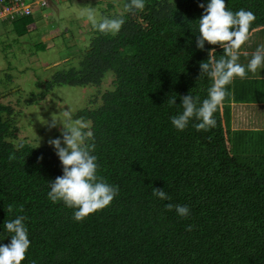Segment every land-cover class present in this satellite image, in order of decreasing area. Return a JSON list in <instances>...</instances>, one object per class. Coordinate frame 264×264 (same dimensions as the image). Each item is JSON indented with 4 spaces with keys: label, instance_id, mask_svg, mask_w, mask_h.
Wrapping results in <instances>:
<instances>
[{
    "label": "trees",
    "instance_id": "trees-1",
    "mask_svg": "<svg viewBox=\"0 0 264 264\" xmlns=\"http://www.w3.org/2000/svg\"><path fill=\"white\" fill-rule=\"evenodd\" d=\"M34 1L24 0L29 12L20 9L2 22L24 34L31 16L48 6ZM10 2L0 0V11ZM208 2L145 0L142 12L118 14L125 19L118 34L95 29L77 65L37 83L46 91L101 85L113 73L101 104L73 115L94 133L97 175L119 186L108 207L83 221L48 199L49 181L63 175L59 157L49 144L9 140L20 128L5 115L14 107L0 97V244L11 242L5 221L26 217L31 246L22 264H264V128L235 127L232 105L264 103V79L236 77L207 131L192 122L179 131L170 119L182 111L181 96L207 97L211 81L198 80L199 64L212 48L217 59L224 51L207 42L204 50L196 47L199 4ZM225 2L233 12L255 14L248 41L264 29V0ZM169 95L177 96L176 105L166 104ZM153 188L171 200L155 197ZM167 203L188 206L190 215L180 217Z\"/></svg>",
    "mask_w": 264,
    "mask_h": 264
},
{
    "label": "clouds",
    "instance_id": "clouds-1",
    "mask_svg": "<svg viewBox=\"0 0 264 264\" xmlns=\"http://www.w3.org/2000/svg\"><path fill=\"white\" fill-rule=\"evenodd\" d=\"M145 7V0H128L124 4V11L142 12ZM199 7L204 11L197 20L196 47L204 50L207 42L213 46L220 45L224 51L217 59L216 50L212 48L208 59L199 64L198 80L207 77L211 81L207 97L201 101L191 91L180 97L182 103L179 106L182 111L170 118L172 125L179 131L185 130L190 122L197 131L214 128L217 124L215 114L229 96L227 86L236 77L246 78L248 72L254 74L264 67V45L256 49L246 66L239 63V50L250 38V27L256 19L252 11L242 8L233 12L228 9L225 0H209L206 6L200 3ZM86 16L92 27L104 35L118 34L125 24L122 15L103 17L98 21L94 8L86 9ZM176 100V95H169L166 104L176 105ZM57 116L62 118L57 119ZM47 126L49 130L60 126V136L50 138L48 144L54 148L63 170V175L49 181L48 199L53 203L62 201L68 208L75 209L73 218L78 222L83 221L89 215L108 207L118 195L119 186L109 184L97 175L99 165L97 156L93 154L96 148L94 133L84 118L73 119L71 111L64 110L59 115L54 113ZM42 160L43 156L38 157V163ZM153 195L161 200H171L168 193L160 188H153ZM165 208L169 211L175 209L180 217L190 215L188 206L167 203ZM12 211L13 206L8 205L7 212ZM19 211L23 212V208ZM25 220L23 215H17L5 221L4 227L11 234V242L0 244V264H22L26 259L31 241ZM187 230L191 231V226Z\"/></svg>",
    "mask_w": 264,
    "mask_h": 264
},
{
    "label": "rangeland",
    "instance_id": "rangeland-1",
    "mask_svg": "<svg viewBox=\"0 0 264 264\" xmlns=\"http://www.w3.org/2000/svg\"><path fill=\"white\" fill-rule=\"evenodd\" d=\"M123 1L51 2L31 16L22 35L16 32L14 22L0 19V97L14 107L11 115H5L14 118L20 128L17 138H9L15 145L19 141L48 144L50 138L60 136V126L51 130L47 126L54 113L59 115L70 110L73 117L86 107H97L102 102L103 91L113 88L112 72L101 85H54L46 91V85L38 87L37 83L50 79L59 68L78 64L82 52L91 42V32L95 30L87 19L86 9L94 8L99 21L123 13ZM111 2L113 8L109 7ZM254 34L252 41L256 45L264 32L259 30ZM255 45L248 44L247 48ZM250 59L245 56L241 64L246 66ZM34 93L42 96H33ZM30 99L32 101L27 102ZM232 105L235 127L264 128V103ZM61 118L57 116V119Z\"/></svg>",
    "mask_w": 264,
    "mask_h": 264
},
{
    "label": "built area",
    "instance_id": "built-area-1",
    "mask_svg": "<svg viewBox=\"0 0 264 264\" xmlns=\"http://www.w3.org/2000/svg\"><path fill=\"white\" fill-rule=\"evenodd\" d=\"M60 0H35L34 4L46 5L51 2H58ZM20 9L25 10L26 12L30 11V3H24V0H11L9 4H6V7L0 11V18L6 19L15 11Z\"/></svg>",
    "mask_w": 264,
    "mask_h": 264
},
{
    "label": "crops",
    "instance_id": "crops-1",
    "mask_svg": "<svg viewBox=\"0 0 264 264\" xmlns=\"http://www.w3.org/2000/svg\"><path fill=\"white\" fill-rule=\"evenodd\" d=\"M261 31H263L264 32V29H262ZM255 34L254 35H252V37H251V39L249 40L250 41V43H249V41H248V43L250 44V45H255V43L252 41V38H255ZM262 45H264V35H263V38L262 39H260V40H256V45H255V47L254 48H250V47H248L247 48V46H245L241 51H240V55L242 56V59L240 60V62L239 63H241V61L245 58V56H247L248 54V52H250V58L252 57V54L256 51V49L258 48V47H260V46H262ZM247 77H249V78H259V79H261V80H263L264 79V67H261V68H259L258 70H257V72L256 73H251V72H248L247 73V75H246V78ZM239 78V77H238ZM244 79V78H243Z\"/></svg>",
    "mask_w": 264,
    "mask_h": 264
}]
</instances>
